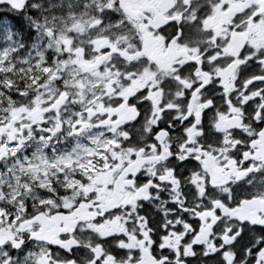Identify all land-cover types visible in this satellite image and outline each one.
I'll list each match as a JSON object with an SVG mask.
<instances>
[{"label":"snow or ice","instance_id":"6c2138e0","mask_svg":"<svg viewBox=\"0 0 264 264\" xmlns=\"http://www.w3.org/2000/svg\"><path fill=\"white\" fill-rule=\"evenodd\" d=\"M0 264H264V0H0Z\"/></svg>","mask_w":264,"mask_h":264}]
</instances>
